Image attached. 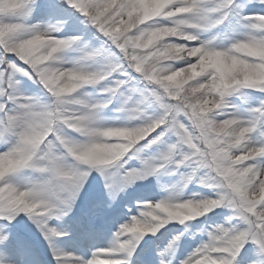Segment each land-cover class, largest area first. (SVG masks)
Listing matches in <instances>:
<instances>
[{
    "label": "clouds",
    "instance_id": "clouds-1",
    "mask_svg": "<svg viewBox=\"0 0 264 264\" xmlns=\"http://www.w3.org/2000/svg\"><path fill=\"white\" fill-rule=\"evenodd\" d=\"M200 2L199 15L174 18L173 12L166 10V0H124L120 32L126 48L133 53L130 66L140 71L143 80L155 86L158 95L173 102V111L189 120L193 136L202 145L200 162L192 169L190 182L184 183L179 178L166 189V195L147 201L139 215L132 217L131 231L123 233L128 239L155 236L160 228L172 222L184 224L187 231V221L206 217L215 208L231 212L240 204L242 191L259 195L264 190V180H260L264 168L249 163L264 152V148L255 147L262 138L255 135L257 125L232 101L233 97L241 101L247 99L248 90L264 93V16L240 13L221 20L213 15L215 0ZM232 2L239 4L243 0ZM13 3L14 0H0V10L5 13L0 16V23H17L18 30L12 32L10 38L25 42L35 58H48L45 75L55 82L58 95L54 99L42 98V104L47 107L29 110L40 115H28L22 121L20 131L39 135L35 147L20 145L22 151L16 153L14 159H5L4 153L15 146V140L6 146L0 144L4 147V153H0V179L11 184L17 194L27 200L38 199L33 183L44 184L48 187L46 198L53 207L59 208L80 174L87 172L89 177L95 171L93 160L119 159L147 139L149 125L143 112L128 106L126 99L113 109V115H105V109L113 100L105 101L87 91L88 88L108 90L105 82L119 67L115 60L79 55L88 44H77L74 36L57 40L47 35L48 24H32L46 33L36 37L35 29L26 21L7 15ZM32 3L35 10L38 0ZM252 3L264 4V0H246L245 7ZM189 37L197 43L192 45ZM70 52L78 55L69 57ZM261 103L264 98L260 99L259 105ZM229 112L234 114L228 116ZM179 127L187 133L182 124ZM176 155L174 148L171 152L164 149L161 159L166 164L180 163ZM28 156L31 160L24 169L5 175L16 160ZM154 166L161 168L164 164ZM197 170L210 178L209 187L219 189L215 199L201 192L187 191L192 183L201 187ZM88 177L80 185L81 189ZM74 204L72 201L66 216ZM227 219L225 216L224 221ZM214 235L215 239L208 236L205 243L215 251L224 252L215 258L216 264H228L231 252L226 250L227 245L216 247L224 234ZM126 242L120 241L121 244ZM257 253L260 259L246 264H262L264 251ZM98 264L110 262L98 259Z\"/></svg>",
    "mask_w": 264,
    "mask_h": 264
},
{
    "label": "snow or ice",
    "instance_id": "snow-or-ice-1",
    "mask_svg": "<svg viewBox=\"0 0 264 264\" xmlns=\"http://www.w3.org/2000/svg\"><path fill=\"white\" fill-rule=\"evenodd\" d=\"M65 2L70 9L83 17L82 22L84 24L90 25L103 37L100 47L84 45L79 55L86 58L90 56L98 60H115L119 65L105 82L109 86L108 90H100V98L105 101L126 99L128 106H134L143 112V118L149 125L147 139L127 154H122L119 159H113L112 162L103 159L92 161L93 168L105 182L109 196L115 198L116 194L133 183L148 177L159 176L161 173H178L184 183H189L192 169H195L197 163L200 162L199 153L202 151V145L193 136L189 120L183 115L177 116L173 111V102L167 97L162 98L158 95L154 90L155 86L143 80L140 71L130 66L133 53L126 48L120 32L124 0H65ZM245 3L246 0L239 4L232 2V0H215L213 15L221 20H226L232 15L248 14L250 8H258L259 11L251 15L264 16V4L252 3L245 7ZM177 8L180 9L179 12L176 11ZM166 10H171L174 18H184L197 16L202 9L200 0H166ZM33 11L32 0H14L13 6L7 10V15L27 21ZM3 15L5 13L0 10V16ZM59 23L60 21H57V24L48 23L47 35L55 37L57 40H63L68 36L56 35L60 32L57 27ZM29 26L35 29L34 35L36 37L45 36L46 33L39 30V26L30 24ZM18 27L17 23H0V144L6 146L15 140V146L9 152L0 151V153H4L5 159H14L15 154L22 151L20 145L30 144L35 147L40 137L20 131L22 121L26 120L28 115L33 117L40 115L39 112H30L29 110L47 107V105L42 104V98L45 100L54 99L58 95L55 82L51 76L45 75L48 58H35L30 46L26 45L25 42L10 38V34L17 31ZM71 36L76 37L77 44L83 45L80 36ZM189 41L192 45L197 43L192 37H189ZM136 67L139 68L140 66L137 65ZM24 80H30L37 85L39 93L24 94L21 89ZM121 93H124V96H121ZM233 114L232 112L227 113L228 116ZM246 116L250 122L257 125L255 135L262 138L255 147L258 150L264 148V103L257 107L247 108ZM180 124L187 129V133L180 130ZM173 148L177 153L176 160L180 163L166 164L161 159V152L164 149L171 152ZM153 149L155 151H152ZM146 153L151 154L146 155ZM146 157L149 159L146 160ZM30 160L31 156L21 157L15 161L13 167L6 170L5 175L8 172H18L24 169ZM132 160L138 161L139 167H130ZM249 163H256L264 168V152L256 155L255 159ZM160 164H164V167L157 168L154 166ZM197 171V179L202 180L201 187L210 189L211 196L215 199L219 189L215 186L209 187L210 178L204 176L203 171ZM86 177H88L87 172L80 174L75 187L67 194L59 208L53 207L46 198L48 187L44 184L33 183L32 188L38 199L27 200L22 199L11 184L0 179V221L4 222L0 223V244H5L8 241L6 228L11 225L12 221L16 220L17 217L27 216L48 242L56 264H98V257L102 255L105 257L104 260L109 261L110 264H132V257L137 253L145 236L142 239L139 236L128 239L123 233L131 231L132 217L139 215L147 201L140 205L138 214L131 215L128 221L119 226L108 247L97 248L88 257L64 252L56 247L55 240L66 236L67 233L51 226L49 221L52 219L61 220L66 216L68 208L72 206V201H76L79 197L83 189L80 185L84 183ZM260 180H264V172H262ZM259 183L258 180L257 184ZM240 201V204L231 209L228 219L222 225L214 223L204 229L207 239L208 236H213L215 239L214 234L216 233L224 234L221 237V244L216 247L224 248L227 245L226 250L231 252L228 264H243V261L237 258L242 255V251L249 243L254 245L257 251H264V190H261L259 195L255 192L242 191ZM170 224L171 227H175L174 223H169L155 234L156 236L159 233L161 238L167 239V242L158 252V264H173L176 249L186 231L185 228L184 231H178L175 241L173 235L167 238L166 234L170 231ZM121 240H127V242L121 244ZM221 255H224L223 251L211 249L204 241L184 259L180 260L179 264H216L215 258Z\"/></svg>",
    "mask_w": 264,
    "mask_h": 264
},
{
    "label": "rangeland",
    "instance_id": "rangeland-1",
    "mask_svg": "<svg viewBox=\"0 0 264 264\" xmlns=\"http://www.w3.org/2000/svg\"><path fill=\"white\" fill-rule=\"evenodd\" d=\"M257 11H259L258 8H250L248 14L251 15ZM57 21H60L57 26L61 29L56 34L57 36L77 35L81 37L83 43L90 46L100 47L102 45L103 37L90 25L84 24L83 17L70 9L65 0H38L35 10L26 22L32 25L37 22L57 24ZM76 55L78 53H68L69 57ZM21 89L24 94L28 95L39 93L37 85L30 80L22 81ZM87 91L100 98L99 88H88ZM261 98H264V93L248 90L247 99L241 101L233 97L232 101L246 115V109L259 106ZM119 103V99H114L113 103L105 109V115H113V109L117 108ZM257 138L259 139L258 135ZM3 150L4 147L0 145V151ZM148 154L151 153H146V155ZM129 166L139 167L138 161L132 160ZM179 178L178 173H161L159 176L137 181L116 194L115 198H111L105 188L103 178L98 172L93 171L75 201L71 213L61 220L52 219L49 221L51 226L67 233L66 236L55 240L56 247L64 252L85 257L90 256L91 252L97 248L108 247L119 226L128 221L131 215L138 214L140 205L144 201H154L166 195V189ZM187 191L212 195L210 189L197 186L195 183L190 184ZM229 214L230 210L217 208L207 217L186 222L189 228L185 231L176 249L173 264H179L180 260L207 240L206 232L203 231L206 227L214 223H223L224 217ZM0 223L4 222L0 221ZM172 223L175 224V227H171L170 224V231L166 234L167 238L175 235L178 231H184V225H180L178 222ZM6 232L8 241L5 244H0V264H56L48 242L27 216L17 217L6 228ZM67 237H70L71 243ZM166 242L167 239L161 238L159 233L156 236H145L137 253L132 257V264H158V252ZM98 259L102 260L105 257L102 255ZM237 259L246 264L247 261L260 259V257L255 246L249 243Z\"/></svg>",
    "mask_w": 264,
    "mask_h": 264
}]
</instances>
